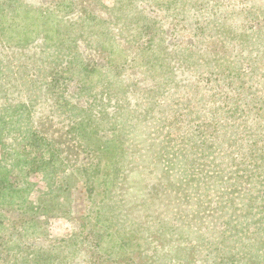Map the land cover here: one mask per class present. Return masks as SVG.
I'll use <instances>...</instances> for the list:
<instances>
[{
    "label": "rangeland",
    "instance_id": "obj_1",
    "mask_svg": "<svg viewBox=\"0 0 264 264\" xmlns=\"http://www.w3.org/2000/svg\"><path fill=\"white\" fill-rule=\"evenodd\" d=\"M0 104V264L156 260L172 243L146 238L163 242L177 215L153 214L150 196L111 222L120 177L148 193L170 157L178 187L189 172L174 150L207 170L190 148L220 141L209 124L257 105L264 121V0H0Z\"/></svg>",
    "mask_w": 264,
    "mask_h": 264
},
{
    "label": "trees",
    "instance_id": "obj_2",
    "mask_svg": "<svg viewBox=\"0 0 264 264\" xmlns=\"http://www.w3.org/2000/svg\"><path fill=\"white\" fill-rule=\"evenodd\" d=\"M186 49H189L188 46ZM257 106L254 108L250 106L236 112L229 110L232 113L229 120L220 118V120H214L209 124L211 135L218 136L219 142L201 140L195 143V148L191 146L192 152L200 151L202 157L211 155L209 157L213 159L211 160L213 164L209 169L199 168L200 172H197L193 158L189 159L186 154H181V150L173 151L178 161L188 169L184 171L189 172L185 176V184L180 185L179 182L178 187L174 186L176 183H171L169 188L165 186L169 179H174L178 173L177 169L171 171L176 168L177 160L168 157L172 164L168 163L169 168H167L162 156V159L159 158L162 160L160 161L162 168L159 177L168 181L162 182L164 184L156 182L154 186L151 185L152 182L147 184L148 193L143 194L146 185L139 184L138 178L136 181L131 180L128 172L120 177L127 187L120 188L123 190L114 195L116 202H110L112 209L115 208V211L110 214L111 222L115 221L117 217L126 215L127 211L136 209L135 207L142 203V199L150 196L154 198V203L153 207L147 204V208H151L153 214L161 215V212H165V216H167L168 212L170 217L174 213L177 215L171 220V229H168L163 221L161 227L165 229L163 232L167 233L163 242L160 237L156 243H152L153 237L146 238L147 249L161 250L164 245L172 243L170 249L160 252L161 254L156 260H152V256L148 254L149 261L142 264H162L164 261L166 263L172 256L181 258L185 264H190L185 260L191 259V255L204 258L205 261H208L207 263L211 264H264V131L261 130L257 136L258 130L264 129V121L262 120L263 112L261 108L259 111V106ZM238 115H245L248 122H237V119H233ZM261 134L262 145L257 142L261 138ZM145 139L144 142L147 141V138ZM147 145L150 147L148 142ZM157 145H153V147L158 148L159 145ZM199 146L203 147L199 149ZM66 147H62V149L66 150ZM149 150L140 154L142 162L148 159ZM158 162L156 160L154 168L149 167L152 169L149 171L151 174L146 169L141 170L146 175V183L156 173ZM197 174H201V176ZM124 178L125 180H123ZM176 181H179V178ZM143 182L145 183V181ZM9 187V184H4V193H8ZM12 197L9 205L4 204V214L5 209L7 212L16 209L10 207L14 201ZM208 197L212 201L213 197L217 199L212 210L206 209L205 203L208 201ZM119 202H122V207ZM142 210L137 209L138 212ZM168 232L171 233L169 236ZM26 245L33 246L34 243L31 241ZM11 252L13 253L14 250Z\"/></svg>",
    "mask_w": 264,
    "mask_h": 264
}]
</instances>
